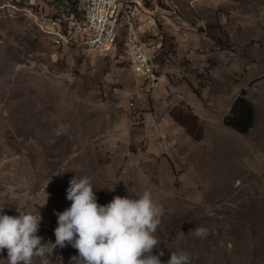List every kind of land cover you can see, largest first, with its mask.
<instances>
[{
    "label": "rangeland",
    "instance_id": "1",
    "mask_svg": "<svg viewBox=\"0 0 264 264\" xmlns=\"http://www.w3.org/2000/svg\"><path fill=\"white\" fill-rule=\"evenodd\" d=\"M68 1L0 0L2 211L38 212L47 243L72 176L89 177L98 203L147 188L162 208L159 260L180 248L187 264H264V0H134L157 65L143 83L120 44L56 42L50 22ZM242 90L254 109L245 134L222 120ZM75 254L66 242L32 264Z\"/></svg>",
    "mask_w": 264,
    "mask_h": 264
},
{
    "label": "clouds",
    "instance_id": "2",
    "mask_svg": "<svg viewBox=\"0 0 264 264\" xmlns=\"http://www.w3.org/2000/svg\"><path fill=\"white\" fill-rule=\"evenodd\" d=\"M92 189L87 176L68 180L65 199L70 203L53 210L54 240L47 243L36 234L38 212L16 209L17 215H9L0 208V248L6 251L0 258L7 264H32L34 256L51 255L54 247L67 242L76 249L69 257L72 264H187L189 254L180 248L169 251L165 261L158 259L160 250L153 254L162 208L147 188L134 195H113L106 203H98ZM192 232L202 237L207 228L196 226ZM41 264H47L46 258Z\"/></svg>",
    "mask_w": 264,
    "mask_h": 264
},
{
    "label": "built area",
    "instance_id": "3",
    "mask_svg": "<svg viewBox=\"0 0 264 264\" xmlns=\"http://www.w3.org/2000/svg\"><path fill=\"white\" fill-rule=\"evenodd\" d=\"M84 5V12H70L69 16H65L63 20L51 21L49 28L61 27L62 33H65L67 37L70 35V29L76 23L82 20L90 21V29L85 34L80 36V39H87V41L98 42V40H105V47H107V39L110 32H114V25H110L111 6L114 1L112 0H85L81 1ZM69 10V9H67ZM108 11V20H101V28L99 33H91V25L93 19H100V12ZM127 13H123L120 18V22H124V16ZM125 24V23H124ZM126 25V39L128 41L127 48V66L133 71V74L140 77L141 83L146 79L153 77V73L157 69V65L154 61L150 60V53H152L145 40H137L136 32L133 27Z\"/></svg>",
    "mask_w": 264,
    "mask_h": 264
},
{
    "label": "bare ground",
    "instance_id": "4",
    "mask_svg": "<svg viewBox=\"0 0 264 264\" xmlns=\"http://www.w3.org/2000/svg\"><path fill=\"white\" fill-rule=\"evenodd\" d=\"M81 1L85 0H77L75 1V5L70 6L69 4L65 7L67 9H72L71 12H84V5ZM114 1L111 6V16H110V25H114V32H110L107 39V47L108 48H101L105 47V40H98V42L87 41V39H80V36L85 34V32L90 29V21L89 20H82L76 23L70 29V35L67 37L65 33H62L61 27H55V38L58 44L70 43L74 40H80L87 48L92 50H98L101 52H112L116 50L121 45V48L125 54L127 59V48H128V41L126 39V25L129 27H133L135 14H136V4H134V0H112ZM73 3V2H72ZM64 5V3H63ZM63 9V8H62ZM123 13H127L124 16V22H120V18L122 17ZM54 19V18H53ZM60 19H54L52 21H59ZM101 20H108V11H101L100 12V19H93L91 25V33H99V29L101 28ZM125 23V24H124ZM137 40H143L139 35L136 34ZM145 39V38H144ZM125 59V60H126ZM151 60V55H150ZM149 60V61H150Z\"/></svg>",
    "mask_w": 264,
    "mask_h": 264
},
{
    "label": "trees",
    "instance_id": "5",
    "mask_svg": "<svg viewBox=\"0 0 264 264\" xmlns=\"http://www.w3.org/2000/svg\"><path fill=\"white\" fill-rule=\"evenodd\" d=\"M72 0H69L68 4L70 6L75 5L72 2ZM173 119L181 124L182 120L179 119V113H173ZM254 118V109L252 104L245 98L244 96V90H242L239 95L236 97V99L233 101L228 114L222 118L224 125H227L228 127L234 129L235 131L245 134L249 131V129L252 127L253 119ZM185 131L193 136L194 130H192L188 126H184ZM194 139H198L199 135L193 136Z\"/></svg>",
    "mask_w": 264,
    "mask_h": 264
},
{
    "label": "crops",
    "instance_id": "6",
    "mask_svg": "<svg viewBox=\"0 0 264 264\" xmlns=\"http://www.w3.org/2000/svg\"><path fill=\"white\" fill-rule=\"evenodd\" d=\"M133 1V0H132ZM133 5H135V4H133ZM136 9H137V7H136ZM137 13V12H136ZM136 15V14H135ZM137 16V15H136ZM138 18V17H137Z\"/></svg>",
    "mask_w": 264,
    "mask_h": 264
}]
</instances>
